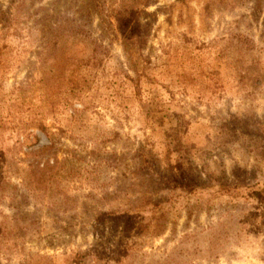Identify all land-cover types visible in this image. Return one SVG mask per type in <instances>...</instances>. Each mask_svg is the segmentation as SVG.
Instances as JSON below:
<instances>
[{"label": "rangeland", "instance_id": "1", "mask_svg": "<svg viewBox=\"0 0 264 264\" xmlns=\"http://www.w3.org/2000/svg\"><path fill=\"white\" fill-rule=\"evenodd\" d=\"M0 264H264V0H0Z\"/></svg>", "mask_w": 264, "mask_h": 264}, {"label": "trees", "instance_id": "2", "mask_svg": "<svg viewBox=\"0 0 264 264\" xmlns=\"http://www.w3.org/2000/svg\"><path fill=\"white\" fill-rule=\"evenodd\" d=\"M127 16L129 17V19H127ZM127 16H125V14H123V13H119L116 17L118 29L122 33V35H124V37L127 36V34L129 32H134V34H135L136 33L135 28H136V26H138V24L135 21L132 22L133 17L131 15L130 16L127 15ZM130 17H131V19H130ZM69 79L71 80V78H69ZM41 128L43 130H45V127L43 125H41ZM145 200H147V199H145ZM138 217H139V214H136V216H131L129 224L132 226L136 225ZM141 225H145L147 229H149L151 226L150 223H142ZM160 225H162V224L155 225V227H159Z\"/></svg>", "mask_w": 264, "mask_h": 264}]
</instances>
